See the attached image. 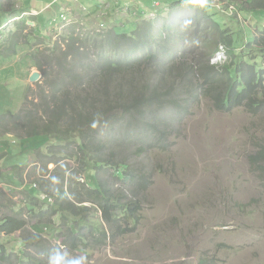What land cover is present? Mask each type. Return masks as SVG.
<instances>
[{
  "label": "rangeland",
  "instance_id": "1",
  "mask_svg": "<svg viewBox=\"0 0 264 264\" xmlns=\"http://www.w3.org/2000/svg\"><path fill=\"white\" fill-rule=\"evenodd\" d=\"M12 1L20 7H16L17 12L10 16L0 13V138L7 144L2 146L5 163L0 156V223L6 216L24 218L25 227L13 235L0 234V245H5L11 255L10 262L0 264H20L15 262L17 257L23 264H32L21 256L23 251L35 257L39 264H54L57 256L62 257L59 264L81 256L85 257L84 264H199L204 258L216 264H264V179L250 162V156L264 146V105L257 115L244 107L223 113L214 108L212 100L197 95L198 100L195 98L188 108L187 116L174 115L170 110L155 112L156 121L163 119L177 132L167 141L171 148L155 149L136 159L153 173L154 181L141 197L143 208L138 230L116 241L108 240L105 246L91 251H68L56 237L60 232L45 224L40 226L36 212L30 215L27 209L34 205L33 209L39 210L36 207L42 204L40 212L46 213L43 218L50 215L53 227L57 228L60 222L51 210L54 201L44 193L47 186L58 187L62 173L65 190L78 189V184L94 185L93 178L88 177L91 171L84 170L87 166L95 169L94 164L81 154L78 160H60L62 155L52 144L65 145L64 141L43 143L42 137L30 138L29 130L23 125L27 115L36 125L46 122L50 99L64 95L61 102L67 103L65 108L69 110V101L97 116L93 125L97 122L98 129H103L102 123L107 119L98 116L102 111L114 117L112 127H119L118 115L123 114L115 96L117 89L127 85L141 87L144 77L152 81L164 76L161 73L151 76L141 66L127 67L123 72H114L113 68L108 69V74L101 73L100 55L104 47V53L114 51V48L111 51L112 31L125 32L133 42L131 32L146 31L145 22L156 19L161 25L168 24L173 31H178L175 47L179 53L183 50L188 53V61L198 60L200 55L210 56L211 65L226 59L227 35L238 55H245L248 61L258 59L263 65L264 50L260 52L251 44L247 48V43H253L256 38L264 47V10L253 9V0H180L177 9H172L170 2L161 4L154 0H72L71 3L62 0L66 5L62 23H59L61 18L44 21L40 23V27L44 26L42 30L30 16L24 19L20 16L36 11L48 0ZM14 16L18 17L13 19ZM10 18L13 21H8ZM25 21L29 26L24 29L26 39L19 38L21 43L17 44L15 54L5 57L4 54H9L8 39L19 34L17 25ZM71 36L76 38L74 47L79 55L88 62L80 70L71 69L72 56L64 63ZM216 51L222 55L214 56ZM38 54L42 70L35 65L38 58L34 56ZM34 71L40 77L32 83L28 78ZM66 75L69 78L62 84L60 79ZM14 114L20 120L12 119ZM73 117L79 119L82 115ZM2 126L7 130L3 131ZM111 130L105 133L107 139L114 135ZM99 135L104 136L102 131ZM11 140L15 143L11 144ZM75 148L70 144L67 151L75 152ZM116 151L129 156L132 149L121 145ZM53 154L59 159L57 163H49ZM104 175L100 174L101 181L115 183ZM31 189H39L34 198L28 192ZM91 214L93 218L101 215L93 210ZM34 235L42 237L40 245L47 251L49 248L51 261L33 252L36 243L22 244L23 237Z\"/></svg>",
  "mask_w": 264,
  "mask_h": 264
},
{
  "label": "trees",
  "instance_id": "2",
  "mask_svg": "<svg viewBox=\"0 0 264 264\" xmlns=\"http://www.w3.org/2000/svg\"><path fill=\"white\" fill-rule=\"evenodd\" d=\"M157 1L161 3V0ZM253 1L255 5L253 9L264 10V0ZM167 2L173 4L172 9L181 5L180 0H164L163 4H167ZM15 12L17 9L12 0H0L1 15H13ZM61 16L57 17V20ZM62 21L63 18L59 23ZM145 24L147 25L146 31L131 32L133 42L128 40L125 32L112 31L111 51L113 48L114 51L111 54L104 53L106 48L102 47L104 52L100 55L103 61L101 69L99 68L101 73L108 74V69L112 70L113 68L114 72H123L127 67L133 69V67L141 66L147 69L151 76L155 73H161L164 76L161 80L156 78L152 81L150 77H144L140 82L141 87L127 85V87L121 86L117 89L115 96L123 114L118 115L117 121L121 122L119 127H112L114 117L102 111L98 116H106L107 119L102 123L103 129H98L97 122L93 125L97 116L91 115L86 110H80L75 103H73L74 107L69 101L68 110L65 108L67 103L61 102L64 95L60 97L55 95L50 99L46 122L36 125L30 115L25 117L27 120L23 125L29 130L27 136L30 135V138L42 137L45 139L43 143L49 140L65 142V145L52 144L58 147V153L62 155L60 160L69 158L78 160L81 154L82 158L87 156L95 166V169H89L88 166L84 169L88 172L91 171L88 177L91 180L93 178L94 185L81 186L78 184V189L70 187L65 190L62 177L64 174L62 173L58 187L47 186L44 193L54 201L51 204V210L60 222L57 228L53 227V220L49 219L50 215L43 218L46 213L40 212V209L43 208L42 204L36 207L39 210L33 209L34 205L31 209H27L30 215L36 212L35 217L40 226L48 225L52 230L60 232L56 237L61 239L62 246L68 251L97 250L105 246L108 240L116 241L137 232L141 222L140 212L143 208L141 197L150 190L154 181L153 173L137 163L136 159L155 149L165 151L169 149L168 147L171 148L172 146L167 144V141L177 132L173 130V125L169 126L163 119L156 121L153 118L155 112L170 110L174 115L187 116L188 108L192 106L195 98L196 102L198 100L197 95L212 100L214 108L223 113H231L239 107H244L247 112L253 115L262 111L264 105V98H261L264 95V62L261 65L258 59L248 61L245 60V55H238L233 47L232 39L227 35L225 36L228 45L225 51L226 59L221 64L211 65L210 56L206 55H200L198 60L191 61L189 59L188 61L186 56L188 53L185 50L179 53L178 48L175 47L178 44L176 40L179 37L178 31H173L168 24L161 25L159 19L145 22ZM17 26L20 32L8 39L7 46L10 48L9 54H4L5 57L15 54L17 44L21 43L18 41L19 38L26 39L24 29L29 28L27 22L19 23ZM216 27L218 28L217 25ZM68 41L70 43L69 50L64 56V63L66 64L68 58L72 56L71 69L80 70L88 62L84 56L79 55L77 48L74 47L76 38L71 36ZM121 44L124 45L123 48H117ZM250 44L255 47L254 49L263 52L264 47L261 46L260 40L253 38V43H247L249 45L247 48L250 47ZM57 49L58 44L53 50L56 52ZM39 55L34 58H38ZM202 56L203 60H201ZM255 56L257 57V55ZM35 65L39 70H42L43 65L39 62V58L35 61ZM65 78H69V75L60 79L62 84ZM106 83L108 82L106 81ZM74 114L77 117L82 115V117L74 119ZM16 118L18 116L14 114L12 119L16 120ZM108 129L113 131L114 135L107 139L105 133ZM4 130L7 128L4 127ZM101 131L103 137L99 135ZM109 138L112 140L109 141ZM70 144L76 147L75 152L67 151ZM120 144L131 147L132 151L129 156H122L116 151L117 147H121ZM40 153L45 156L41 151ZM51 157L50 160L48 159L49 163H57L59 160L55 158L54 154ZM81 162L80 172L83 170ZM250 162L254 170L259 172L260 177L264 179V146L256 154L250 156ZM102 173L105 174L104 176L114 179L115 183L113 184L116 185H109L108 182L101 181L99 176ZM38 190L31 189L28 191L31 193L29 195L34 198ZM87 203L90 206L83 205ZM34 204L36 205V203ZM92 210L95 213H101V215L93 218ZM23 219L6 216L0 223V233H5L8 236L22 229L25 227V219ZM42 240L39 235L23 237L22 244L36 243L33 252L41 253L46 260L51 261L49 248L47 251L43 245H40ZM57 249L59 250V247ZM21 256L31 261L32 264H39L35 257L24 253V251ZM10 261L11 255L7 253L5 245H0V262L8 263ZM21 261L19 257L15 259L16 263L23 264ZM199 264H216V262L204 258Z\"/></svg>",
  "mask_w": 264,
  "mask_h": 264
},
{
  "label": "crops",
  "instance_id": "3",
  "mask_svg": "<svg viewBox=\"0 0 264 264\" xmlns=\"http://www.w3.org/2000/svg\"><path fill=\"white\" fill-rule=\"evenodd\" d=\"M63 1L62 0L61 1L60 0H48V2L46 4L42 5V7H40V8H36L37 10L34 12H31L30 15H33L37 19V22L39 25H40V23H41V25L44 24V21H47V22L52 21L54 18L60 17L61 15H64L66 13V11H64V9H63L64 7H66V5H64ZM68 1H69V3L72 2V0H68ZM104 1L107 2L108 0H104ZM69 3H68V5H69ZM16 7L20 8L18 6H16ZM84 9L86 10V8H84ZM94 9H96V8H94ZM10 19L8 21H10ZM11 144H12V140H11ZM2 146H7V144L2 138H0V156L4 157L2 160H3V163H5L6 157L4 156L5 153L2 150L3 149ZM13 166H16V165H13ZM13 166H11V167H13ZM22 167H24V166H22Z\"/></svg>",
  "mask_w": 264,
  "mask_h": 264
},
{
  "label": "clouds",
  "instance_id": "4",
  "mask_svg": "<svg viewBox=\"0 0 264 264\" xmlns=\"http://www.w3.org/2000/svg\"><path fill=\"white\" fill-rule=\"evenodd\" d=\"M154 2H157V3H160V1H157V0H154ZM162 3H164V0L162 1L161 0V4ZM16 7V6H15ZM161 9H163V8H161ZM175 9H177V8H175ZM217 10V9H216ZM159 12V11H158ZM35 14V13H34ZM10 16V15H9ZM26 16H30L31 17V20H33V21H37V19L33 16V15H30V13H28V12H24L23 14H22V16H20V18H22V19H24V18H26ZM16 17H18V16H14L13 17V19L14 18H16ZM57 20V18H54L52 21H56ZM10 21H13V20H11L10 19ZM27 22V21H26ZM32 24V23H31ZM37 24H38V22H37ZM27 25H28V22H27ZM29 27V26H28ZM39 28L40 29H42L43 30V28L42 27H40V25H39ZM225 51H226V49H225ZM225 51H224V53H225ZM221 52H219V51H216L215 53H214V56H218L219 54H220ZM222 54V53H221ZM225 56H226V54H225ZM225 59L223 58L222 60H220L219 62H217L216 64H213V65H217V64H221L223 61H224ZM10 137V136H9ZM13 143H15V141L14 140H12V144ZM16 233V232H15ZM15 233H13V234H15ZM0 234H2V233H0ZM3 234H5V233H3ZM12 234V235H13ZM6 235V234H5ZM7 236V235H6ZM62 259V257H59V256H57V258H56V261L54 262V264H59V261ZM84 260H85V257H83V256H81V257H79V258H76V259H72V260H70V261H68L67 262V264H84Z\"/></svg>",
  "mask_w": 264,
  "mask_h": 264
},
{
  "label": "water",
  "instance_id": "5",
  "mask_svg": "<svg viewBox=\"0 0 264 264\" xmlns=\"http://www.w3.org/2000/svg\"><path fill=\"white\" fill-rule=\"evenodd\" d=\"M39 77H40V73L39 72H36V71H34V72H32L31 74H30V76H29V82H36L38 79H39ZM52 166V165H51ZM51 166H49V167H51Z\"/></svg>",
  "mask_w": 264,
  "mask_h": 264
},
{
  "label": "built area",
  "instance_id": "6",
  "mask_svg": "<svg viewBox=\"0 0 264 264\" xmlns=\"http://www.w3.org/2000/svg\"><path fill=\"white\" fill-rule=\"evenodd\" d=\"M219 55H222L221 53Z\"/></svg>",
  "mask_w": 264,
  "mask_h": 264
},
{
  "label": "bare ground",
  "instance_id": "7",
  "mask_svg": "<svg viewBox=\"0 0 264 264\" xmlns=\"http://www.w3.org/2000/svg\"><path fill=\"white\" fill-rule=\"evenodd\" d=\"M29 80V79H28Z\"/></svg>",
  "mask_w": 264,
  "mask_h": 264
}]
</instances>
